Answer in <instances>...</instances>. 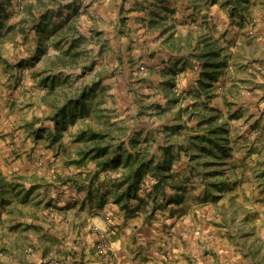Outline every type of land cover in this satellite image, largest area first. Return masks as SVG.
<instances>
[{
    "label": "rangeland",
    "instance_id": "obj_1",
    "mask_svg": "<svg viewBox=\"0 0 264 264\" xmlns=\"http://www.w3.org/2000/svg\"><path fill=\"white\" fill-rule=\"evenodd\" d=\"M204 1L195 5L190 0H20L26 8H7V22L13 29L0 43V170L18 162L14 172L23 167L27 173L5 175L6 192L0 186V256H10L9 241L25 230L33 231L28 226L38 211H68L72 201L67 198L86 196L85 191L98 199L102 194L111 197L109 190L118 178L119 186L124 184V172L130 167L125 165L127 154L145 151L155 163L148 173L153 188L146 190L144 198L153 201V219L157 209L172 204L167 211L187 226L190 247L200 250L201 256L189 258L190 263H250L246 246L255 238L251 229L255 226L257 234L264 235V102L253 100L245 109H234L237 102L217 93L227 66L218 80L204 86L201 70L193 88H182L181 68L172 69V74L161 68L151 75L150 58L164 48V27L169 24L153 26L148 18L156 10L210 8L214 1L221 2L222 8H238L246 2ZM188 12L185 15L197 16L196 10ZM169 19L175 23L173 13ZM19 20L23 26H18ZM143 20L145 25L137 24ZM39 45L45 53L39 54ZM260 86L249 88L248 95L264 94V81ZM256 88L263 90L255 92ZM83 91L89 111L77 107L74 121L68 110L57 123L59 106ZM220 124L229 130L231 152L208 167L206 161L215 158L200 149L196 136ZM111 125L115 131L103 144L112 141L114 152L121 142V162L104 165L109 154L84 158L94 142L76 141L78 133L89 126L105 131ZM59 132L62 135L57 137ZM181 151L187 156L184 172L174 170ZM167 158L175 175L157 189L156 166ZM209 168L214 170L210 175L205 173ZM145 177L138 193H144ZM220 181L225 184L213 185ZM169 222L164 227L172 237L177 223Z\"/></svg>",
    "mask_w": 264,
    "mask_h": 264
},
{
    "label": "crops",
    "instance_id": "obj_2",
    "mask_svg": "<svg viewBox=\"0 0 264 264\" xmlns=\"http://www.w3.org/2000/svg\"><path fill=\"white\" fill-rule=\"evenodd\" d=\"M190 1L196 3L195 5L205 2ZM0 2H4L6 8L12 11L20 6L26 8L20 0ZM29 3L26 4L27 8ZM209 7L186 10L188 13L196 10L197 16L185 15L186 11L183 8H179L180 10L174 8L175 12L172 8H167L164 12L156 10L159 14L154 12L155 15L148 18L153 26L160 22L169 23L164 27L165 36L162 37V41L165 40L164 48L157 50L150 58L153 63L151 75L154 77L161 68L170 74L172 69L181 68L183 69L181 76L184 77L181 80L182 88L185 86L193 88L199 72L203 71L202 61L211 57L212 52L222 49L223 54L227 55L228 65L222 76L223 83L219 82L222 90H217V93L237 102L234 109H245L253 100L254 103H263L262 92L257 97L248 93L249 88L259 85L263 88L264 0H247L238 8H222L221 2L214 1ZM172 13L176 24L171 23L169 19ZM134 15L136 18L139 13L135 11ZM23 17L26 19V15ZM192 18L196 20L192 21ZM19 21L18 26H23L24 22ZM178 21L181 24H178ZM145 22L147 21L143 20L137 24L143 26ZM158 35L156 32L154 39L158 38ZM153 44L156 45L154 42ZM229 77L230 83L227 82ZM262 88H256L254 91H262L264 89ZM239 95L240 98L237 97ZM245 97L246 100L243 99ZM254 107L255 104L252 108ZM181 152V160L176 161L174 170L184 172L187 169V156L184 151ZM152 154L153 149L149 156H153ZM156 154L161 155V152ZM17 163L13 162V166L9 165L7 169L4 165L1 166L3 173L13 176ZM22 168H18L15 174L27 173ZM32 171L30 170V173ZM120 175L121 173L116 174L119 177ZM115 184V187L109 190L108 194H111L109 198L102 194L98 199L95 194L91 196L85 191L86 196L78 194L67 198V201H72L68 211L51 212L49 208L38 211L37 216L34 215L35 218H32V224L28 226L29 230L33 231L25 230L17 239L9 241L11 254L0 256V264H50V261H54L51 264H191L189 258L201 256L200 250L190 247L187 226L176 222L177 216H172V213L167 211L172 209V204L169 208H164L165 210L157 209L154 212L156 218L153 219V201L149 197L144 198L146 190L153 188L152 175L148 174L145 177L144 193L139 191L128 198L119 199L128 183L119 186L118 178ZM164 213L166 215L162 216ZM167 221L177 223L175 229L170 232L172 237L168 236V228L164 227ZM96 226L106 232L112 244L108 257L101 258L97 255L95 245L99 239V231ZM35 228L37 238L34 235ZM253 228L251 231L255 233V238L246 246L250 257L249 264H264V235L257 234L258 230ZM200 235V232L195 234L197 237ZM199 262L203 264L202 261L198 260ZM193 263L196 264L195 261Z\"/></svg>",
    "mask_w": 264,
    "mask_h": 264
},
{
    "label": "trees",
    "instance_id": "obj_3",
    "mask_svg": "<svg viewBox=\"0 0 264 264\" xmlns=\"http://www.w3.org/2000/svg\"><path fill=\"white\" fill-rule=\"evenodd\" d=\"M240 1V0H239ZM247 1V0H244ZM7 8L4 5V2H0V43L4 40L5 36L8 34L10 30L13 29V25H10L7 22V18L10 13L7 12ZM44 25V24H43ZM46 25V24H45ZM44 25V28H45ZM38 27V26H37ZM43 29L40 28L41 32ZM42 46H38L39 54L45 53V50H42ZM211 57H207L203 62V71L201 73L200 83L202 86L210 85L212 82L218 80L224 68L228 65L227 55L223 54L222 49H218L215 53L212 52ZM38 57V56H37ZM85 91L81 92L80 96L77 98H71L66 104L59 106L58 111L56 113V119L60 120V117L65 116L66 111H70L71 118L75 121L77 119L76 108L78 107L83 112L89 111L87 104L85 103ZM73 107H72V106ZM114 125V124H113ZM113 126L109 127V130H96L93 127L89 126L85 129H82L77 137L76 141L81 140H90L93 143V146L86 150L83 157H103L109 154L107 160L104 161V165L114 164L118 165L122 160V143L118 142L114 148V152H111L112 141L109 143L103 144V141L115 131ZM111 129V130H110ZM228 133L229 130L226 124L216 125L215 127H211L205 134L197 135L196 138L198 140L199 147L202 151L211 152L214 160H207L206 165H214L215 163H219L217 159H221L224 155L230 154L231 146L228 144ZM62 134L59 132L57 137H60ZM117 135V134H112ZM114 137V136H113ZM211 149V150H210ZM215 149V150H214ZM142 153V154H141ZM155 163L154 158H148L146 152L136 151L129 152L126 156L125 165H130L129 169L124 172L122 181L124 183H128L126 189L119 195V199L125 197H131L136 194L137 190L140 188L141 182L144 180L145 175L150 173L153 170V164ZM171 161L167 158L164 163H158L156 168L159 172V182L155 185L157 189H159L164 183L169 182V178L173 177L175 174L170 172L171 169ZM103 165L105 169L106 166ZM207 167V169H208ZM169 170V171H168ZM168 171V172H167ZM214 172V170H206L205 173L210 175ZM219 174L225 175L226 172L224 170H217ZM9 181L5 174L0 170V186L4 192L8 189ZM123 184V183H122ZM219 184H225L224 181L214 182L213 185L219 187ZM220 185V186H221ZM222 187V186H221Z\"/></svg>",
    "mask_w": 264,
    "mask_h": 264
},
{
    "label": "built area",
    "instance_id": "obj_4",
    "mask_svg": "<svg viewBox=\"0 0 264 264\" xmlns=\"http://www.w3.org/2000/svg\"><path fill=\"white\" fill-rule=\"evenodd\" d=\"M144 68V67H143ZM96 229L99 231V239L95 245L96 252L101 257H108L110 251L112 250V244L104 230H102L100 227L96 226ZM54 263V261L49 262ZM84 264V263H80Z\"/></svg>",
    "mask_w": 264,
    "mask_h": 264
}]
</instances>
